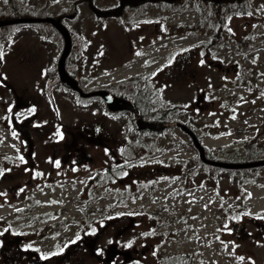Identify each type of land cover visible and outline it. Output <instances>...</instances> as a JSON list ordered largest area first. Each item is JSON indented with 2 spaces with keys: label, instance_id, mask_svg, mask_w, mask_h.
<instances>
[{
  "label": "rangeland",
  "instance_id": "1",
  "mask_svg": "<svg viewBox=\"0 0 264 264\" xmlns=\"http://www.w3.org/2000/svg\"><path fill=\"white\" fill-rule=\"evenodd\" d=\"M118 4L20 7L62 15L74 38L67 65L85 90L147 76L210 158L264 154V0H250L213 43L191 2L146 4L131 23L123 18L130 11L103 14ZM8 12L0 0V18ZM5 33L0 264H168L170 255L188 256L177 264H264V167L205 166L176 126L132 131L128 112L108 114L98 99L76 101L57 85L63 40L49 24ZM77 153L86 160L77 162Z\"/></svg>",
  "mask_w": 264,
  "mask_h": 264
},
{
  "label": "trees",
  "instance_id": "2",
  "mask_svg": "<svg viewBox=\"0 0 264 264\" xmlns=\"http://www.w3.org/2000/svg\"><path fill=\"white\" fill-rule=\"evenodd\" d=\"M249 1L250 0H119V4L116 7L106 9L103 12V14L109 15V16H115V17H123L124 14L130 11V14H128L127 16H124L123 18L125 19L126 22L131 23L134 17L138 16L139 14L143 12L142 8L146 4L156 5L158 3L160 4L163 3V6H165L166 8L169 7L168 9H170V7L173 8L174 6H176L175 4H178L177 6L181 9L183 8L182 5H184L185 2H191L190 7L196 10L197 13L199 14V21L201 24L205 25L206 28L209 30L208 38L210 39V42L213 43L215 40H221L223 38L227 21L232 16L243 15L247 13L249 6H250ZM3 2L8 8V11H9L8 13L11 15L10 17H6V18L46 16V14L39 15L38 12L40 13V11H36V12L29 11L25 8L22 10L20 7L21 0H7V2L6 0H3ZM1 15L6 16V14H0V16ZM56 18H59L60 21L64 24L62 15L56 16ZM0 19H5V18H0ZM45 24H49V23H45ZM13 26H15V24L3 26V27H0V30H4L7 33L10 27H13ZM49 26H51L53 30L56 31L60 35V33L51 24H49ZM7 28L9 29L6 30ZM71 39L72 41L74 39L72 35H71ZM67 58L65 61V67L68 71H70L67 65ZM147 78H148L147 76H144L140 79H133V80H128V81L119 83L118 85L114 86V88H107V87H104V88L110 93L131 102L135 106V108L138 110V113L142 117L143 120L145 119L147 121H153V122H180L178 120L179 117L177 116L180 114H183L181 112V109L174 111L175 107H166L162 103V101H160L158 93L155 90H152ZM56 80H57L56 82L57 85L66 88L64 84L60 82V80L58 79V76ZM79 85L81 87L83 86L80 83V81H79ZM52 86H54L53 83H52ZM71 90L72 89H70V91ZM75 97H76V101H79V102L87 101L89 99H98L101 102L103 101L99 97L81 98L78 94H76ZM117 114H120V113H117ZM129 121H130V129L132 131H137L140 135L148 134L149 132L160 133V132L165 131V129L161 131H150L148 129L140 130L136 127L135 119L133 115H131V118ZM206 155H207V152H206ZM207 157L209 156L207 155ZM262 157H264V154L258 151L257 154H254V153L250 154V156H248L245 159V161L256 160ZM199 160L198 162L202 163L201 160L200 161ZM216 160H219V159H216ZM205 166H208V165H205ZM260 167H264V166H260ZM260 167H256V168H260ZM213 168L220 169L218 167H213ZM184 258L186 259L188 258V256L187 255H170L166 257L164 260L168 262V264H177V262H179L180 260Z\"/></svg>",
  "mask_w": 264,
  "mask_h": 264
},
{
  "label": "water",
  "instance_id": "3",
  "mask_svg": "<svg viewBox=\"0 0 264 264\" xmlns=\"http://www.w3.org/2000/svg\"><path fill=\"white\" fill-rule=\"evenodd\" d=\"M22 23H49L60 33L63 40V47L56 64L57 73L59 75L60 80L65 84V86L78 92L80 97L82 98H89L93 96L101 97L105 101L106 107L110 112H116L118 110L131 111L135 117V124L137 128L140 130L148 129L150 131H161L163 129L173 126L179 127L191 139L192 144L194 145L195 149L198 152L199 159L203 164L222 168V169H248V168H256V167L264 166V158H259L250 161H239V162L211 159L207 157L205 147L200 142L195 131H193L190 127H188L184 123L145 121L140 117L137 109L133 107L131 102L123 98L117 97L116 95L110 93L109 91L104 89L83 90L82 88L79 87L78 81L67 72L65 67L66 58L68 57L71 51L72 41L69 30L60 21V19L52 16L13 17V18L0 19V27L13 25V24H22ZM33 264H36L35 261H33Z\"/></svg>",
  "mask_w": 264,
  "mask_h": 264
},
{
  "label": "flooded vegetation",
  "instance_id": "4",
  "mask_svg": "<svg viewBox=\"0 0 264 264\" xmlns=\"http://www.w3.org/2000/svg\"><path fill=\"white\" fill-rule=\"evenodd\" d=\"M71 41H72V39H71ZM71 48H72V46H71ZM70 53H71V51H70ZM69 53V54H70ZM67 70V69H66ZM67 72L71 75V76H73L77 81H78V85H79V80L74 76V74L72 73V72H70V71H68L67 70ZM56 73H57V69H56ZM57 76H58V79L60 80V78H59V75H58V73H57ZM60 82H62L61 80H60ZM63 83V82H62ZM64 84V83H63ZM64 86H65V84H64ZM66 88V90L67 91H69L70 89L67 87V86H65ZM79 87L80 88H82L83 90H85V88H84V86H80L79 85ZM96 89H104V90H106L104 87H101V88H93V89H91V90H96ZM73 93H74V95H76V94H78V92H76V91H74V90H71ZM79 95V94H78ZM80 96V95H79ZM93 97H98V96H93ZM118 97V96H117ZM82 98V97H81ZM99 98H101V97H99ZM102 99V98H101ZM103 100V99H102ZM126 100V99H125ZM103 102V104H104V107L106 108V110L108 111V113L110 114V113H112L111 115H114V114H116L117 115V113H124V112H128L130 115H133V113L131 112V111H129V110H118V111H116V112H110L108 109H107V107H106V104H105V101L103 100L102 101ZM132 104V103H131ZM133 105V104H132ZM133 107L135 108V106L133 105ZM138 111V110H137ZM133 117H134V115H133ZM141 117V116H140ZM142 118V117H141ZM134 119H135V117H134ZM145 120V119H144ZM145 121H147V120H145ZM137 127V126H136ZM76 156H77V162H81V161H85L86 159H84L85 157H86V155L84 156V157H82V159H81V157H80V153H77L76 154ZM108 171V170H107ZM96 175H97V173H96ZM107 176V172L104 174V177H106Z\"/></svg>",
  "mask_w": 264,
  "mask_h": 264
},
{
  "label": "snow or ice",
  "instance_id": "5",
  "mask_svg": "<svg viewBox=\"0 0 264 264\" xmlns=\"http://www.w3.org/2000/svg\"><path fill=\"white\" fill-rule=\"evenodd\" d=\"M6 2H7V0H6ZM0 59H3V53L2 52H0ZM202 63H203V61H202ZM9 111H11V110L9 109ZM33 111H34V109H33ZM15 135H16L15 132H13V136H15ZM58 135H60V134L58 133ZM20 159H21V161H23V157H20ZM56 166L59 167V161H56ZM4 171L5 170L0 169V176H2L4 174ZM77 239H79V237H77ZM72 242L74 243L75 241H72ZM45 258H47V257H45ZM241 259H243V258H241Z\"/></svg>",
  "mask_w": 264,
  "mask_h": 264
}]
</instances>
